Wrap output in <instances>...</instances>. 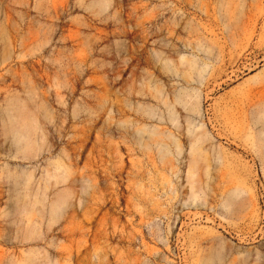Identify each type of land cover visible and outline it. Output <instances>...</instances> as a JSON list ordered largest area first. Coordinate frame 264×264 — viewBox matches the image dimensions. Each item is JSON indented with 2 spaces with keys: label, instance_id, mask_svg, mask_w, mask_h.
I'll return each mask as SVG.
<instances>
[{
  "label": "rangeland",
  "instance_id": "374dc122",
  "mask_svg": "<svg viewBox=\"0 0 264 264\" xmlns=\"http://www.w3.org/2000/svg\"><path fill=\"white\" fill-rule=\"evenodd\" d=\"M0 264H264V0H0Z\"/></svg>",
  "mask_w": 264,
  "mask_h": 264
},
{
  "label": "bare ground",
  "instance_id": "6f19581e",
  "mask_svg": "<svg viewBox=\"0 0 264 264\" xmlns=\"http://www.w3.org/2000/svg\"><path fill=\"white\" fill-rule=\"evenodd\" d=\"M31 126H33L31 123H29Z\"/></svg>",
  "mask_w": 264,
  "mask_h": 264
}]
</instances>
